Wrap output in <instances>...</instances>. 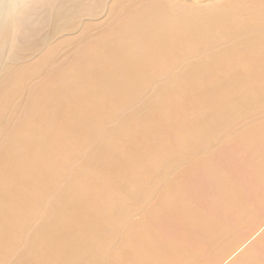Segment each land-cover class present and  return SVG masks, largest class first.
Here are the masks:
<instances>
[{
    "label": "rangeland",
    "instance_id": "rangeland-1",
    "mask_svg": "<svg viewBox=\"0 0 264 264\" xmlns=\"http://www.w3.org/2000/svg\"><path fill=\"white\" fill-rule=\"evenodd\" d=\"M255 1L137 0L128 15L83 0L67 30L42 31L20 62L45 74L68 54V99L11 186L0 264H264V26L229 16ZM205 11L228 35L181 28Z\"/></svg>",
    "mask_w": 264,
    "mask_h": 264
},
{
    "label": "bare ground",
    "instance_id": "bare-ground-1",
    "mask_svg": "<svg viewBox=\"0 0 264 264\" xmlns=\"http://www.w3.org/2000/svg\"><path fill=\"white\" fill-rule=\"evenodd\" d=\"M136 2L119 0L116 5L118 12L131 14ZM83 4V0H0V216L6 208L11 186L20 184L25 166L37 157L40 132L54 129L58 117L57 104L68 99V54L63 58V69L58 67L45 74L41 68L43 60L29 64L20 61L27 57L26 52L35 45L43 30H47L49 35L67 30L69 20L84 7ZM237 14H240L239 21L234 22L237 31L251 33L253 28L264 26V0L240 7L229 16ZM222 17L217 11L182 16L181 28L195 31L197 38L205 42L208 38L228 35V27L219 26ZM148 19L151 24L163 25L169 21L164 13L148 16ZM145 22L138 20L135 27ZM128 33L118 30L113 38L110 37L111 41H103L100 47L111 48L115 52L111 44ZM227 57L229 52L222 51L214 54L210 61L199 63L219 64ZM139 59L140 56L132 57L123 67L129 70ZM31 78L34 80L30 82L33 85L30 91L22 103L16 102L19 93L25 89V82ZM64 107L66 112L68 108ZM18 110L17 118L11 119L12 113L16 116ZM24 132H29V136L24 137ZM7 222L1 221L0 227L6 226Z\"/></svg>",
    "mask_w": 264,
    "mask_h": 264
}]
</instances>
